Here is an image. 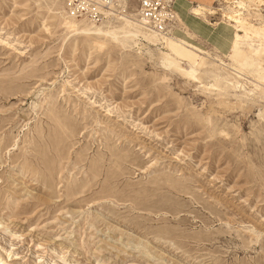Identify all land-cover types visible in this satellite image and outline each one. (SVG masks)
Returning <instances> with one entry per match:
<instances>
[{
  "label": "rangeland",
  "instance_id": "rangeland-1",
  "mask_svg": "<svg viewBox=\"0 0 264 264\" xmlns=\"http://www.w3.org/2000/svg\"><path fill=\"white\" fill-rule=\"evenodd\" d=\"M79 2L0 0V260L264 264V77L241 33L216 15L124 47L68 33L63 9L93 23Z\"/></svg>",
  "mask_w": 264,
  "mask_h": 264
},
{
  "label": "bare ground",
  "instance_id": "bare-ground-1",
  "mask_svg": "<svg viewBox=\"0 0 264 264\" xmlns=\"http://www.w3.org/2000/svg\"><path fill=\"white\" fill-rule=\"evenodd\" d=\"M91 1L92 0H86L88 4L90 2L93 5L92 10L99 12L104 17L100 21V23L104 22L105 20L107 21L103 25H95L93 23L97 22L89 19L88 15L82 14L79 18H84L90 22H93L87 24L83 23L85 25H82V22H84L83 19L78 21L77 19L68 15L69 12L71 16H74L71 9L68 8V12L63 9V16L61 15V25L68 31V33H71L72 35L89 37L91 39H96L97 41L110 39L120 44V46L124 47H134V45L138 46L139 44L141 45V43L142 45L147 44L154 46L157 43L166 44L168 43V41L173 40L172 38H167L163 33L165 31L164 26H162L160 30H157V26H153L151 21L140 13L136 3L133 1L130 3L119 1L116 2V4H112L105 10L102 9L101 5L92 3ZM164 1L165 5L169 4V1L172 5L168 6V8L170 7L169 14H166V20H168V22L163 23L164 25L166 23L168 27H171L173 24L178 23L180 20L187 22V19L189 21V19L191 18H195L194 20H197L198 22L203 21L204 23H207V20L210 17L219 15L222 25L223 23H227L233 26L237 32L241 33V35H234V37L232 38V50H235V52H239V47L243 45L244 42H247L246 46L249 47L253 52L252 56L257 59V65H261V67H259L258 69V73L261 78L264 77V23L254 25L248 22L244 15V13H248L254 9L262 7L264 5V0H221V3L227 6L228 11H222L221 9L214 8L210 4L206 3H199L190 7L188 6L189 4L182 3V1L180 0ZM245 4H247V6L244 7ZM127 16L130 17L127 18L128 20L126 19ZM109 18H119L122 23H120L119 25H111L110 23H108V20H110ZM129 22L134 23L135 27L129 25ZM212 26L215 27L217 25ZM253 41H257L259 43L256 46L257 48L255 49H251V45L249 43H252ZM175 46L182 48L183 51L189 49L190 51L196 52L198 54L203 53L200 49L180 40H175ZM176 55L177 57H180L179 54ZM163 59L167 63V65L170 66L173 65L174 67H177L181 66L182 64L180 62L176 63L167 54H163ZM201 66L202 61L195 57V59L192 60L188 64V66H186L187 68H189V70L185 71V79H187L188 82L197 83L199 78L198 74H195V71L198 70ZM211 89L220 92L219 89ZM262 117H260V119ZM0 264H6V261L0 260Z\"/></svg>",
  "mask_w": 264,
  "mask_h": 264
},
{
  "label": "built area",
  "instance_id": "built-area-1",
  "mask_svg": "<svg viewBox=\"0 0 264 264\" xmlns=\"http://www.w3.org/2000/svg\"><path fill=\"white\" fill-rule=\"evenodd\" d=\"M119 1H125L127 3H130L132 1L135 2L140 13L147 17L151 21L153 26L156 25L157 30L161 29L164 22H168V20H166V14H169V4L165 5L164 0H92L91 2L101 5L102 9L105 10L112 4H116V2ZM79 4L81 7L85 6V15H99L100 20L104 18L99 12L92 10L93 5L90 2L88 4L86 0H81ZM80 11H82V9Z\"/></svg>",
  "mask_w": 264,
  "mask_h": 264
}]
</instances>
